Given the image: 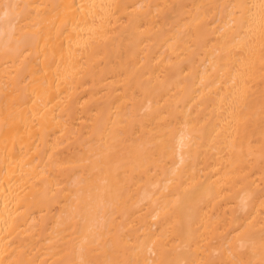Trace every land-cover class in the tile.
Instances as JSON below:
<instances>
[{
	"label": "bare ground",
	"instance_id": "bare-ground-1",
	"mask_svg": "<svg viewBox=\"0 0 264 264\" xmlns=\"http://www.w3.org/2000/svg\"><path fill=\"white\" fill-rule=\"evenodd\" d=\"M0 264H264V0H0Z\"/></svg>",
	"mask_w": 264,
	"mask_h": 264
}]
</instances>
